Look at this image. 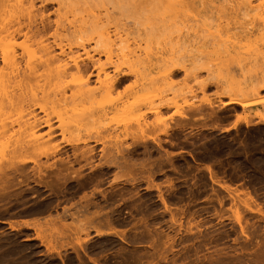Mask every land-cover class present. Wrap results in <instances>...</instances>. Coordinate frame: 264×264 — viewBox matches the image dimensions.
<instances>
[{
  "label": "rangeland",
  "instance_id": "374dc122",
  "mask_svg": "<svg viewBox=\"0 0 264 264\" xmlns=\"http://www.w3.org/2000/svg\"><path fill=\"white\" fill-rule=\"evenodd\" d=\"M34 1L36 2V3H34L36 11L39 10V13L42 12V14L37 13L38 14L37 17L40 18L42 15V17H43V18H41L42 23L46 24V25H48V24L50 25V28L48 29L47 33L45 34L46 36L44 35L45 36L44 42L46 41V45H47V43H48V45H51V46L53 45L52 41H53V38L55 37L56 33L58 35L57 36L58 39L62 40V42L64 44H67V42L70 43V33L66 32L65 30H61V29L56 30V27H55V24H56L55 22L57 20L59 21L60 18H58V17H61V15H63L62 14L63 10L62 11L58 10L60 12L59 13L57 11L58 7H56L55 4H48V3L40 4L41 0H34ZM142 1H144V0H142ZM142 1H141V3H142L141 5H143V7H141V5L139 7V5H138L139 8H142V10L140 9L142 12L138 8V10L140 11L139 14L141 16L139 14L138 15L140 17H136V16L132 15V16H134L135 19L136 18L138 19V20L136 19L137 21L135 20L136 22H138V25L141 24V26L143 25L144 27H145V25H147V27L149 26L147 29H149L152 26L154 28L155 27L159 28V27H162L163 25H165L166 22L170 21L171 24L178 25V27L175 26L178 28V29L176 28L177 29L176 34H175V30L173 31L171 29L170 31H172V34L170 33L169 34L170 36L169 35L168 36L162 35L163 38H160L161 37V35H160V37H159L160 39H158V37H157L158 34L156 35L153 31V34H155L157 39H158L156 42V40H155L156 38H154L155 35L153 37L150 34L151 32L149 31L150 29L153 30V28H150L148 30L150 35L148 33H147L148 35H146L147 30H144L146 28H142V27L140 28V26H138L135 21L132 22V20H133V18L131 19L132 16L129 15L130 19H128L129 17L127 18L128 15L125 11L126 9L123 8L127 16L124 15L122 17H119L120 15L125 14V13L120 14L122 10L117 11L118 9H120L122 7V4L120 6L118 4H112V5L110 4V6H112V7H110L109 5L106 6V4L100 3L98 10H97V8L95 9V7H94L95 11H94V9H92L91 13H93V14L95 13L94 16H96V13L98 12L99 14L97 13V17H98V15H100L99 18H101V19H102V17L104 19V16H105V19L109 18V17L106 18V13H104L105 14L104 15L103 12H109V13H107L108 14L107 16H111V15L113 17L115 16V18L110 17L111 18L110 20H112V21H110L111 25H110V23H108L109 25L103 24V25H105V26H103V28L105 27L104 29H106V26H108L107 29H109V26H110L111 30L109 29V31L112 34V32L115 31V28H113V27H116V26L121 27V28L124 27L125 29H127V32H129V34H130V36L128 38L130 40V41H128L129 49H131L133 47L131 50H133V49L135 50L136 47H140V49L142 51L147 50V53L152 52L151 55L149 53V56H151V58H156L157 56H154V55L159 56L160 53H163V52L164 53L161 56L164 55V57L165 56L167 57L168 55H165V53L170 49V47H171V49L175 50V47L177 49V47L179 45L178 42L181 43L180 47L183 49L182 50L183 55H182V53L177 55L179 53L178 52L176 54L177 57H176V55L173 57L175 60L172 58V56H170V57L168 56L170 58V61H172V65H174V62H173V60H174V61H176L177 65H179V66H177V69L180 68L181 66H184L189 71L188 76L191 73V76H189V77H192V78L195 77L196 82H198V80H199V82L200 81L205 82V80H208V78H210L212 81L210 79H209V81H210L209 83H207V81H206L205 83L207 84V86H205L204 90L200 91L198 89V86L196 84H194V82H195V81H193L194 79L192 80V78H191V80H192L191 83H188V85L190 84L189 86L191 87V90H190V88L186 87L184 84L185 88H188V90L187 89L185 90V88L183 89V84L181 85V83H183L184 81L186 83L190 82V79L183 80L184 74L182 73V71H179L178 73H176V76H174V79H172V80H173V82H175V83H173V85L174 84H176V85L180 84L182 87L178 86L180 88H178V87L176 88L175 87L176 85H174L173 89L174 88H176V90L180 89V90H178V92L179 91L184 92V90L190 91V92L192 90L193 91L190 94L187 92L188 93L187 95L185 92V95L187 97L184 95L183 92L179 93L181 95L183 94L184 97L180 95L177 97V99H175L176 106L171 105L172 107L171 108L168 107L169 109H167V107H164L163 108L164 110L163 109L160 110L161 109L160 107H163V105L161 103H159L162 100L161 98L165 97L166 99H170L167 97L173 96V94L170 93L171 90L169 92V89L166 86L165 87L163 86L164 87L163 89L167 88L168 89L167 91L169 92V94L167 91L165 92V90H163V89L162 90L164 92L160 89H159L160 90L159 92L155 91V93H153V91H150L152 93L149 94L150 96L147 95V98L145 99L146 102L145 101L142 102V104L144 102H145L144 104H146L147 101L149 100V102L146 104V106L138 104L139 105L138 112L131 115L132 116L131 119L136 118L135 119L136 124H138V123L139 124H147V126L144 127L145 130L143 129V131H146L145 132L146 135H143V137H142L143 140H142V138H139L140 142L138 141V139H136V140L134 138L132 139L131 138L132 136L131 137L129 136L128 138H126V142H127L126 144L130 148H128L129 150L124 152L126 154L123 156V157H125L127 155L125 158H126L127 162L130 161L132 166L136 165V167L134 169L136 174H134L133 170H132L133 172L130 171L131 172L130 174H129V171H126L123 173L124 170H120L116 166H110V169L105 167V165L103 164L104 159L102 156H104V153L107 154V152L105 151L103 154L101 152H103L102 151L103 148H106L105 146H107L109 148V149L106 148V150L111 152L110 151L111 146H109V144H107V143L112 142V140L108 139L109 140L108 141L107 139L104 140L105 138H103V139H100V140H102V141H100L101 143L100 142L95 143L92 140L89 141L90 148L93 147V149L95 151V158H94L95 162L93 161V164L95 166L94 165L93 166L97 167L96 169H93V170L90 169L89 170V168L85 167L82 169L80 168V170H79V167L82 166V164L80 166L75 165L73 167V169L76 168V169H74V171L78 169V171L82 174L81 175L82 180H84V181L78 180L77 181L78 184L76 183V181H69L64 185V188H62V190L58 191L59 194H56V195L54 194L55 192L52 194H51V192H49L50 193L49 194L48 190L44 191L41 189V190H39V193H37L38 195L36 194L35 196H31L32 187L36 188L34 186V184L31 182L27 183L26 185H24V184L19 185V188L16 186H15L16 188L13 187L12 190H14V191L10 190L11 194H9V192H10L9 190H8L9 192L6 191L8 196L14 195V197H11V199H9V200H5V202L3 200L0 201V264H16V263L17 264H22V263L23 264H31L30 261H32V260L39 262V263L43 262L45 264H71V263L76 264V258L75 257H76V255L78 256V254H79V257H81V258L83 257L82 259L85 261L86 264H118V262H119V264H264V177H259L260 174L252 173L250 171L251 169H253L254 165L258 166V163L256 162L255 164H253L251 162H246V164H247L246 165L245 162H241L246 167V170L241 172V173L238 172V170H237V169H239L238 163L236 165V162H234L235 161L234 158L232 156L227 157L225 155L226 152H224V149H225L224 139L226 138L225 137L226 134H222V133L220 134V132L209 131L208 128H207V130L206 129H204V130L200 129V126L205 125V124L209 125L212 123V122H210L211 120L208 121V119H206L207 117H205L206 123H203L205 121H202V119H199V117H196L197 120L196 119L193 120L194 122L193 121L188 122L189 126H188V124H186V126L184 128H181V129H178L175 131L172 130V133L169 130L168 134L169 135L171 134L170 136L169 135L167 136L164 134V132H165V129H164L165 126L164 125H166L165 128H168V125H167L168 122H169L168 123L169 126H173L174 123H180L181 122V119L179 118V114H178V112H180V111H178V110L184 107L185 101H186L185 103H188V101H192V99H190V98H195L197 100L196 102L204 101V102L212 103L214 105H216V104L217 105H225L226 103H228L229 95L225 94L222 91L221 86H218L219 85L218 80H220L221 75H222V77H223V74L226 76V73H224V72H226V71H227V73L229 72L230 75L233 76L234 78L236 77V79L237 78L242 79V76L245 74V76H243V77L251 78V80H253L251 77V76H253V74L246 73L248 68L245 66H242V69H240L241 67L238 68L239 66L237 65V63L235 65H233V64L229 65L226 69L222 68L224 70H222L221 67L219 69L218 68L220 66V65L218 66L219 61L217 58L214 59V57H216V55L215 56L210 55V58H212L211 59L212 61H210V58L207 59V57H209V56H206V59L203 58L202 59L203 61H201L199 64L197 63V66L199 65L198 67L193 66V68H192V65H194V64H189V63H187L186 58L181 59L180 57H182V56L185 57V54H184L185 51L184 50L187 48V46L184 44L183 41L187 40V38H189V35H190V37H192L193 35L195 36L197 34V36H195V37H197L198 39L197 38L195 39L193 37L189 39L192 42H196L198 44H199V42H201L202 44H204V42H205V44H207L209 36L211 39H213L212 38L213 34H211L210 32H216V30L218 32L219 31L218 28H221L222 26L224 28L222 27V30L220 29V32L222 31L221 35L226 33V32L228 33V35L229 34L232 35L233 33L238 34V33H241V31L247 32L248 30H249V33H250V31L252 33V31L254 32L256 30H257L256 32L258 33L261 29L260 27H262V26H260L261 22L258 24L259 18H258V16L257 17L255 16L256 12L254 13V11H253L254 8L250 9L253 5L255 6L256 3L253 2L254 0H250V1L247 0V3H244V1H242V0L239 2H235L234 5H237V4H240V2H243L242 5L245 6V4H248L249 2L252 1L251 2V3H253L252 6L249 7L248 5H246V7L248 6L247 7L248 9L246 10V8L244 6L243 7L245 9L241 6H239V8H238V6L237 7L235 6V8L234 7L232 8V6H234V5H232L233 3L230 4L231 7L224 2H222L223 4H221V2L216 4L218 2V1L216 2V0H215V3H214V0H211V1L205 0V2L201 1V3L199 5H198L199 0H194V1L193 0H189V1L188 0H186V1L180 0L181 3L178 0L177 6H178V4L182 5V2H184L185 4L183 3V6H178V7L174 6L175 9L172 8V11H173L172 12L170 9L171 6L169 7L163 1V3H162L163 5H159V3H158L159 6L157 7V9L158 10L160 9L159 11L161 12V13H159V11H157V13H159V15H158V14H156V12H154L156 8L155 9L152 8V7L157 6L156 2H154V6H153V3H151V2H153V0H149V1L145 0L146 2H148V4H147L144 1L146 3V6L147 7L151 6V7L147 8L143 4ZM206 1H208V3L211 2L212 3V4H210L211 6L208 5V3ZM227 1H232V0H227ZM150 3H151V5H150ZM165 4H166L167 8H166ZM186 4H189V5L194 4L195 7H193V5L188 7ZM202 4H204V5L202 6ZM213 4H215V6L217 5V7L215 8V6ZM225 4L227 6L226 7L227 9L225 8ZM102 5H104L103 8L107 7V8H105L107 11H104L103 8H102L103 10L100 9L102 7ZM184 5L186 6L187 9L185 8ZM218 5H221V7H222L221 10L224 7L225 11L222 10L221 11L222 13L219 12L220 6H218ZM222 5H224V6H222ZM94 6H96V5H94ZM117 6H119L120 8ZM180 7H181L182 12L184 11L183 12L184 14L180 11V9H178ZM190 7L193 9H191ZM144 8L146 10H144ZM165 8L167 10H165ZM188 8H189V11H188L189 13H187L185 11V9L188 10ZM217 8H219L218 11H217ZM79 9H81V8L78 7L77 10H79ZM99 9H100V11H99ZM163 9H164V11H163ZM173 9L179 10V11H176L175 14H170V11L172 13H174ZM190 9H191V11H190ZM240 9H241V11H240ZM242 9H244V10H242ZM83 10H85V9H83ZM83 10H81V11H83ZM143 10L145 12V15H144ZM227 10L229 12H227ZM236 10H237V12H235ZM250 10L253 11L254 14H252ZM81 11H80V15L82 14ZM88 11H90V10L88 9ZM88 11H87V14L85 13V15H84V12H85L84 11L83 15H81L82 17L79 15V17H80L79 19L87 18V16L89 17L90 13L88 14ZM92 11H94V12H92ZM150 11L153 12V16H152V13ZM230 11H233V12H230ZM64 12H65V10H64ZM74 12H76V11H74L72 9V14ZM137 12L138 11L136 10V13ZM67 13H69V12H67ZM76 13H75V18L77 20L78 19V11ZM110 13H112V14H110ZM141 13H143V15ZM69 14L67 16L68 19L66 21H68V20L71 21V17L74 15L73 14L71 16V11ZM154 14H156V15H154ZM165 14H167L168 18L166 17ZM64 15H65V13H64ZM117 15H119V16H117ZM147 15L148 16L151 15V19L149 18L150 21L147 20V18H148ZM173 15H175V16H173ZM154 16H155V18H154ZM156 16H158V17L161 16V18H158ZM169 16L172 18V21L169 18ZM174 17H175V19L177 17L176 21H175V19L173 20ZM189 17H191V19ZM253 17H255V18L253 19ZM38 18H37V23L35 24V25H37V27L42 26L41 24H39V23H41V20ZM142 18H145L146 20L143 19L144 20L143 21ZM179 18H181V19H179ZM65 19L66 18L64 17V20L63 19L62 20L65 21ZM154 19H157V21ZM162 19L165 20V24L163 23ZM151 20L153 23L156 22L154 24L155 26L151 25V24H153V23H151ZM113 21H115L116 23H114ZM142 21H143V23H142ZM158 21H159V23L157 24ZM112 22H113V24H112ZM119 22H120V25H119ZM207 22H208V27H206ZM149 23H151V24H149ZM191 23L194 27L191 25ZM160 24H162V25L160 26ZM210 24H212V25H210ZM62 25L67 26L69 24H67V22H66ZM158 25H159V27H158ZM190 25H191V27H193V29L190 28L189 32H193L195 30V31H197V33L195 31L193 33H188ZM211 26H214V27L211 28ZM117 27H116V29H118ZM184 27H186V28H184ZM203 27L205 29L207 28L209 33L207 30H204ZM215 27H216V30H215ZM64 28L66 29L67 27H64ZM173 28H174V26H173ZM210 28L212 31L209 30ZM134 29L135 30L137 29V30L135 31ZM225 29H226V31H225ZM258 29H259V31H258ZM178 30H180V31L178 32ZM227 30H229V31H227ZM186 31H187V33H186ZM159 32H160V30H159ZM229 32H233V33H229ZM256 32H254V34ZM142 33H143V35H142ZM159 34H161V32ZM206 34H207V36H206ZM214 34L216 35L217 33H214ZM218 35L219 34H217L216 36H218ZM226 35L225 34L222 35L221 38H223V36L226 37ZM145 36L146 37L151 36L150 38H152V39H150L149 37L148 38L150 40L148 38L145 39ZM166 36H167V38H164ZM206 37H207V39H205ZM254 37L256 38L257 35H254ZM112 38L114 40V37H112ZM153 38H154V40H153ZM143 39H144V41H143ZM211 39H209V41ZM252 39H254V38H252ZM145 40H146L147 44L145 43ZM160 40H161V42H160ZM22 41H23L22 38H21V40L19 39L17 44L22 43ZM133 41H134V43H133ZM153 41L155 43H157L158 46H156V44ZM135 42L136 43L138 42V43L136 44ZM167 42L170 45L173 44L174 47L172 48L173 45L168 46ZM170 42H172V43H170ZM258 42H262V41L259 40ZM263 42H264V40H263ZM159 43L160 44L162 43V45H160ZM164 43L165 44L167 43L166 46ZM163 44L165 47H163ZM258 44L260 45L261 43H258ZM258 44H257V47L259 49L261 48L260 50H262V47H260L261 45L258 46ZM147 45H149V46L147 47ZM93 46H94L93 43L87 44L86 50L87 51L89 50V53H91L93 55V56L92 55L91 56L94 59L95 58L97 60L99 59L100 64L101 63L107 64V61L105 62V59H104L106 57L103 54H100V56H99V54H97L98 51H97V53L95 51L92 53V51L94 50V48H92ZM152 46H153V48H151ZM207 46H209V45L207 44ZM262 46L264 47L263 44H262ZM146 47H147V49H144ZM157 47L159 48V50L157 49ZM72 48H73V52L75 51V53H77L76 55H78V54L82 55V52L80 51L81 49L76 50L74 47H72ZM148 48L149 49L151 48V50H153V51H151V50L148 51ZM161 48H162V50H161ZM246 48L247 47L244 46L243 52H245L247 50ZM115 49L117 50L118 48H115ZM136 50H137V48H136ZM260 50H258V51H260ZM53 51H54L53 54L54 53H55V55L58 54V50L55 49ZM170 51H168V52H170ZM248 51L252 52L253 49H250V47H249ZM258 51L256 49V51L254 53L258 54ZM263 51H264V49H263ZM243 52H242V54H243ZM251 52H249V53H251ZM254 53L252 54V56L250 58L251 62L254 60V59H252V58H254L253 57ZM115 54L117 55V53L113 54V61L114 62H116V60H117V59H115L116 57H114ZM152 55H153V57H152ZM242 56H244V54ZM242 56H240V57H242ZM151 58H150V61L152 60ZM171 58H172V60H171ZM246 58H247V56L243 57L242 59L244 60ZM204 59H205V62H204ZM243 60H241V58H240V61L242 63L245 61V60L244 61ZM148 61H149V59H148ZM152 61H156V59L152 60ZM121 62L117 61V63H118L117 66L120 65ZM213 62H215V63H213ZM247 62H248V59L246 60V63ZM151 63L152 62H150L148 65L150 66ZM246 63H243V64H246ZM169 64H170V62H168V66H166V68L170 67L171 64L170 65ZM258 64H259V62H258ZM121 65H122V67L119 66L120 67L119 69H121L122 72H125V74H127L130 78L129 81L127 83H125V85L123 86L126 88L123 89V87H122L121 89L123 91L125 90V92H126V90L130 91L131 88L133 87L132 90L137 91L139 88H141V87H139V86H141V84H142V86L144 85L143 84L144 83L143 77L142 78L140 77L142 75L138 76L139 77L138 79L143 81L139 84L140 81L139 80L137 81V78H136V80H134L135 79L133 77L134 75L131 74L135 69H133L131 71V69H128V68H130V66L126 65L124 67L125 63H123ZM107 68H110L109 72H111L112 67L109 66ZM139 68H141V67L136 68V70L134 72L136 73V71H137V73H138ZM261 68H262V70L264 69L263 66L260 67V69ZM150 69H152V73H154L153 72L154 67L153 68L150 67ZM128 70H130V71H128ZM141 70L142 71L144 70L143 72H145V68L144 69L141 68ZM240 70L243 73L242 76H241L242 73L240 72ZM262 70L256 69L255 74L260 75ZM154 71H155V73L152 74L153 77L158 72L161 73V71L156 72V68L154 69ZM257 71H260V73ZM90 72H92L93 75H95L94 69L91 68ZM145 73H142V74H145ZM138 74H140V73H138ZM209 75H210V77H209ZM217 75H219L220 77L219 76L217 77ZM185 78H187V77H185ZM67 79H69V78H67ZM67 79L65 82H68L69 84L72 85L71 81H69ZM213 79H214V81H213ZM241 79H239V80H241ZM132 80L135 83H133ZM186 80H189V81H186ZM223 80L224 79L221 78V81H223ZM246 80H249V79H246ZM260 80H259V82H261ZM262 80H263V82L261 84L263 85L264 79H262ZM91 81H95L94 77L91 79ZM136 82H138L137 83L138 85L136 84ZM257 84H258V82L256 83V85ZM261 84H258V85H261ZM131 85H135V86H131ZM137 86H138V88H137ZM121 89L119 90L120 93H121ZM128 89H130V90H128ZM65 90H66V92H69V91H67L68 89H65ZM139 90H143V87H142V89H139ZM176 90H174V91L176 93H178ZM174 91H173V93H174ZM261 91H262V89H261ZM225 92H227V91H225ZM125 94H128V93H125ZM129 94H130V92H129ZM191 94H193V95H191ZM261 94L263 95V92H261ZM177 95H175V97ZM125 96H129V95H125ZM138 96H136L137 99H139V98L142 99V97H144L145 95L140 96V94H138ZM189 96H191V97H189ZM185 97H186V99H184ZM173 98H174V96H173ZM173 98L171 97V99H173ZM256 99L251 98V100H249V102H250L249 104L257 103ZM38 102L40 103L41 101H38ZM39 103L36 102L35 103L36 106L34 107V110L37 112V113L36 112L35 113L38 116H40V115L43 116L38 111V107L44 106V108L46 110H49V109L51 110V108H52V107L51 108L49 107L50 105H48V103H46V104L40 103V105H39ZM175 103H173V104H175ZM37 104L39 106H37ZM156 104H157V106H158V104H160V107L158 106V108H157ZM201 104L204 105L203 102ZM47 108H49V109H47ZM153 108L155 109V111L158 109L159 111L162 112V113L159 112L161 117H160V115H156V112H158V110L156 112H154ZM203 108L206 110V107L203 106ZM148 109H150V111ZM52 110H53V108H52ZM52 110L50 113H53ZM237 110H239V109H237ZM139 113H141V115ZM10 114L8 115V117H7V115H5L3 117V119L4 118L5 119L10 118L11 122H12L13 121L12 118L16 119L18 117V116H16L17 111L14 113L15 116L13 113L11 115ZM18 114H19V112H18ZM55 114H56V112H55ZM55 114H53V115H55ZM136 114H139V115H136ZM219 114H221L222 118L220 117V115H219V117L221 119H224V120H222L223 123H225L224 121L232 122L233 121L232 119H235L234 117L231 116L230 117L231 120H230V118L226 120L224 118L225 116L223 114V111H219ZM237 114L238 115L241 114V110H239L237 112ZM119 116L120 115H117V117H119ZM240 116H242V115H240ZM117 117L113 116V118H111V119H113V122L109 120L111 122V124L110 123L107 124V126H108L107 128L110 129L112 127L110 129L112 132L111 133L112 136L113 135H119V133L121 131H124V130L126 131L127 129H129V130H127L126 132L130 133V132H132V129L134 130V128L136 127V125H134L135 122H133L134 119L133 120L129 119L126 121L123 120V123H122V121L120 119V117H122V116H120L119 119H117ZM125 118H127V117L125 116L124 119ZM153 118L155 121L156 120H158V121L155 122L153 120ZM158 118H161V119H158ZM3 119L1 121H3V125H5L6 121H5V119L4 120ZM10 119H7V120L9 121ZM159 121L161 123L160 125H159ZM198 121H201V122H198ZM8 123L11 124L10 121ZM8 123H6V125H5L6 126L5 129L7 128L6 131L8 129L9 130L11 129V127H9V128L7 127ZM156 123H158V125H156ZM201 123H203V124L201 125ZM241 124H240L239 128L242 127ZM55 125L57 127V124L54 123V126ZM190 125L192 126V128ZM0 126L3 127L2 124ZM198 129H200V130H198ZM242 129L243 128L240 129L242 132L240 130H239L240 132L238 131L237 133L233 131L232 132L233 134L230 136H235L236 134H237V136H240V137L243 136L244 131ZM180 130H183V131H180ZM1 131H3V130H1ZM56 132L59 133L57 130H56ZM95 133L97 134L96 129L90 130V132H87L88 135L90 134L89 136L92 135L93 137L95 136L94 135ZM238 133H240L241 135ZM6 135H8L7 132H6ZM6 135H5L6 138L4 139V137H3V140L7 143V140H9V137H11V136H9L7 138ZM9 135H11V134H9ZM86 135H84V137H82V139H85ZM144 136H146L147 138L144 139ZM0 138H2V136ZM13 138H11L12 140L10 139L8 141V143H10V141L13 142V140H15V138L14 139ZM61 139H63V138L60 137L59 134H57L55 136V142L54 143L60 142L63 144V142L60 141ZM220 139H222V142H223V147H221V148H222V154L224 156L222 154L219 155V153H215V151H213V150L211 151V149L210 148L208 149V147L204 148V146H203L204 144H213L212 141L216 142L217 140H220ZM103 140H104V142L106 141L107 143L105 142V144H104ZM133 140L136 141V144L132 143V142H134ZM169 140H172L173 142H175L176 147L168 146ZM177 141L180 144L176 143ZM2 142H1V144H3V145L6 144L5 142H3V143ZM102 142L105 145L104 147L102 145ZM208 142H210V143H208ZM8 143L6 144L5 148H2L3 146H0V170L1 171H2V169H5L4 168L5 164L8 165L9 164L8 162L11 163V161H10L11 160L10 159V157H11L10 156V150H11L12 144L11 143L8 144ZM157 143L159 145H161L162 149L158 147ZM192 145H194V146H192ZM62 146L64 147V151L62 150V152L67 154L68 156H71L72 155V149H70L69 147H67L65 145H62ZM112 149L111 150L114 153V148H112ZM204 149H205V151H204ZM129 151L131 154L129 153ZM164 151L165 152L169 151V154L171 153L170 156L166 157L164 154L165 153ZM65 154H63V157H66ZM261 155L264 157V153ZM1 156H2V158H1ZM25 158H22L21 160H24ZM101 158L103 161L101 160ZM168 158H169V160H168ZM146 159H148V160H146ZM171 160H173V161H171ZM145 161H147V166H149V167L152 166L150 169V172L152 174L151 175L152 179L148 178V180H147L148 172H147V174H145L146 172L144 173L143 172L144 170H141V168H140V170L142 171V172H140L138 169L139 166L145 165ZM42 162H44L43 159H42ZM138 163H139V166H138ZM150 164H152V165H150ZM83 165H84V163H83ZM5 167H7V166H5ZM29 167H31V165ZM98 167L100 170L98 169ZM149 167H146V168H149ZM263 167H264V160H263ZM207 168H209L210 170H213L212 172L216 176V178L213 180H215L214 182H216V183H214L213 181H210V178H208L209 176L207 174L208 173ZM136 169H138L137 170L138 172L136 171ZM164 169H166V170L164 171ZM188 169H189V171H188ZM119 170L122 171V173L124 174L123 175L124 177H121L122 174ZM176 170H178V171H176ZM117 173H119L118 174L119 176L121 174V176H120L121 178H119V176H117ZM125 173H127V175ZM138 173H139V175H138ZM133 174H134V176H132ZM153 175L155 177H153ZM115 176L118 177L119 179L117 178V180H116ZM250 176H251V178H250ZM144 177H146V178H144ZM112 178H115L116 181ZM178 178H179V181H178ZM86 179H88V181ZM143 179H145V180H143ZM250 179H252V180H250ZM111 180H114V181H111ZM134 180H136V181H134ZM163 180H165V181H163ZM85 181L87 182V184H85L86 183ZM81 182L82 183L84 182L83 183V184H85L84 187L82 186ZM97 183H99V184H97ZM169 183H171V187H170ZM223 184H225V186L228 185L227 186L228 187L227 192H224L221 188L218 187V186H222ZM251 185H255L257 187H255V186L253 187ZM169 187H170L171 191H169ZM172 187H173V191H172ZM165 190H167V192L168 191L169 192L167 193ZM238 190H240V191H238ZM94 191H95V193H94ZM19 192L21 193L20 196L17 195V194H19ZM229 192H233L234 194L229 193ZM243 192L244 193L247 192L248 194L250 193L249 194V196H250L249 201L247 200V198L249 199V196H247L248 194L246 193V196H247L246 197ZM4 193H3V195H4ZM15 193H16V195H15ZM92 193H94V194L92 195ZM190 193H192V194H190ZM238 193L241 195H239ZM251 194H252V196H251ZM3 195L1 194V199H2ZM118 195H120V196H118ZM159 195H161L162 197L164 196V199L165 200L167 199V200L166 201H159L160 200ZM243 195L245 198L243 197ZM15 196H17V197L19 196V197L18 198L16 197L17 199L15 200ZM78 196H80V197H78ZM86 196H88V199L90 198L89 200H91V201H85V199L87 200ZM32 197L35 199H33ZM82 197L83 198L86 197V198L83 199ZM237 197H239V198H237ZM251 197L253 200L251 199ZM236 199H237V201H236ZM47 200L52 201L51 202L52 205L54 204V206L51 208L50 213H48V212L47 213H38V214H44V215H38L37 213L33 214V215L31 214V211H35L36 207H38V205H40L39 203L41 201L43 203L44 201H47ZM255 200H257V201H255ZM17 201H19V202H17ZM21 201H23V202H21ZM38 201H40V202H38ZM10 202H12V203H10ZM10 204H12V205H10ZM33 204L36 205L35 208L33 207L34 206ZM87 204H90V205L92 204V205L88 207V210H84L83 209L84 205L86 206ZM9 206H11V207L9 208ZM21 207L24 211L23 210L21 211ZM6 209H7V211H6ZM92 210H93V212H99L100 214H102L99 217L100 218L102 217L103 220H104V218L108 219L111 222V223L109 222L110 223L109 226H111V227L109 228L108 226H105V227L103 226L102 228L100 227L98 230H96V229L94 230L92 228H87L88 231L86 230L85 233L79 232V233L75 234L76 231H80L79 229H76V228H78V227L80 229L85 228V226L83 224H81L83 227L79 226V223H77V221H76V220H78L77 218H79L81 221V219H83V217H84L82 215L83 214L86 215V213L90 214V212ZM103 212H105V213H103ZM77 213L80 215H78ZM46 214H48V215H46ZM58 214H59V217H58ZM70 214L72 215V217L70 216ZM45 215H46V217H45ZM73 215H75V216L73 217ZM77 215L79 217H77L75 220V217ZM37 217H38V219H36ZM34 218L37 221L40 219L39 220L40 223L42 221L41 219H43L44 222H42V223H43V225L45 224L44 225L45 228H43L44 226L42 225V223L41 224L39 223V225H40V228L42 225L43 226L42 228L44 230L40 229V228H32L34 230L36 229V231L31 230V226H30L31 223L30 222L32 219L35 220ZM56 219H58V220L60 219V222L57 220L58 224H54V222H56V221H53V220H56ZM45 220H46V222H45ZM26 221L28 223H30V225L27 224L28 226H30V227H28L29 229H27L26 225H23ZM21 224H22V226H21ZM47 224H48V226H47ZM50 224H54V229H52V231L56 230L55 233L56 234L59 233V237L61 236L60 234L63 233L62 235H64V232H65V235H64L65 237L61 236V238L62 237L63 238L62 239L59 238V239H61V241L58 238H56L57 235L55 233L51 232V227L53 228V226H51ZM17 225H18V227H17ZM60 225H61V227H60ZM63 225H65V226H63ZM56 226L59 227V228H57V229H59V231L56 229ZM112 227H113L114 231H112L113 230V229H111ZM61 229H62V231H61ZM38 230H39V232H38ZM42 231H44V232H42ZM69 231H71V232H69ZM95 231L96 232L102 231V233L106 231L107 235L104 236L103 234H105V233H103V234L101 233V235L99 237H97L98 235ZM108 231H111V232L108 233ZM35 232H36V234H35ZM37 233H38L39 237L37 236ZM95 233H96V235H95ZM44 234L47 235L48 238L50 237L51 234H53V235H51L52 236L51 238L52 239L54 238V242L52 240H50V241L53 242L54 244L56 242H57L56 244H58L59 242L65 243V244L62 245L63 247L61 246V244L60 245L58 244L59 246H61L59 249H58V246L56 245L57 249H54V250L51 249V251H53L52 252L53 254H51V251L49 252V250L47 248H45V245H44L45 242L49 243L50 242L49 239H51V238L48 239ZM42 235H44V236H42ZM44 237L47 241H45ZM75 237L77 240L75 239ZM55 238L57 241H55ZM41 239H43L42 241H45V242L43 243L41 241ZM69 240H70V242H69ZM72 240H73V242H72ZM41 243H43V244H41ZM81 244H82V246H81ZM74 247H75V249H74ZM92 248H94V249L92 250ZM46 250H48V251H46ZM75 250H77L78 254L75 253ZM31 251H32V253H31ZM90 251L91 252L93 251V253H91ZM51 255H54L55 257L51 256ZM49 257H51V258H49ZM49 259H51V260H49ZM85 259H87V260H85ZM89 259L91 261H89ZM94 259H95V261L97 260V262H92V260H94ZM86 261H88V262H86Z\"/></svg>",
  "mask_w": 264,
  "mask_h": 264
},
{
  "label": "bare ground",
  "instance_id": "6f19581e",
  "mask_svg": "<svg viewBox=\"0 0 264 264\" xmlns=\"http://www.w3.org/2000/svg\"><path fill=\"white\" fill-rule=\"evenodd\" d=\"M141 1L142 0H41L40 4H42V3L55 4L56 7H58L57 8V11L58 10L59 11H62L63 10V13H62L63 15H61V17H58V18H60L59 21L57 20L55 22L56 23L55 24V27H56V30H60L61 29V30H65L66 32H69L70 33V43L67 42V44H64L62 42V40H59L58 39V37H57L58 35L56 33V35H55V37L53 38V41H52L53 42V45L51 46V45H48V43L46 45V41L44 42V37L46 36L45 34L47 33L48 29L50 28V25L49 24L46 25V24H43L42 23V19H41V18H43L42 15H41V17L39 16L40 18L37 17L38 16L37 13H39V10H37L38 12L36 11L35 4H34L36 2L34 0H0V119L1 118L3 119V117L5 115H7V117H8V115L10 113L11 114L12 113L14 114L16 111H17L16 116H18L16 119L12 118V120H13L12 122H11V119L10 118H6V119L4 118L5 121H6V123H8L9 121L11 123V124L8 123V126H7L8 128L11 127L10 130L8 129L9 131L8 130L6 131L7 128L5 129L6 123H5V125H3V121H1L2 119L0 120L1 121L0 123L3 126V127L0 126V129L3 130V131L0 130L1 131L0 132V137L2 136V138H0V146H3L2 148H5V146L8 143V141L11 138H13V137L15 138V140H13V142L10 141V143L12 144V147H11V150H10V156H11L10 157V159H11L10 161H11V163L8 162L10 165L9 164L8 165L5 164V166H7V167L4 166L5 169H2V171L0 170V201L3 200L5 202V200H9V199H11V197H14V195H12V196L9 195L8 196L7 193H6V191L9 192L10 190L13 189V187L14 188L18 187L19 188V185H23V184L26 185L29 182L33 183L34 186L36 187V188H33L32 187V189H31V196H35L37 193H39V190H41V189L44 190V191H47L48 190V193L51 192V194L55 192L54 194L56 195V194H59L58 191L62 190V188H64V185L67 182H69V181H76V183H77L78 180L81 181L82 180V176H81L82 174L78 171V169L74 171V169H76V168L73 169V167L75 165L80 166L82 164V166L79 167V170H80V168L82 169V168H85V167L89 168V170L90 169L93 170V169H96L97 168V167H94L95 165L93 164V161H94V158H95V151H94L93 147L90 148V146H89V141H91V140L94 141L95 143H99L100 141H102L100 139H103V138H105L104 140H106V139L107 140L108 139L112 140V142H110V143H107L106 141L105 142L107 144H109V146H111V149L114 148V153L112 152L113 149L112 150L110 149V151L112 153L109 152V151H107L106 148H108V147L104 145L105 144L104 140H103L104 144L102 142L103 147L105 146L106 148H103V150H102L103 152H101V153L103 154L105 151L107 152V154L104 153V156L101 155L103 157V159H104L103 164L105 165L106 168H109L110 169V166H116V167H118V169L124 170L123 173L126 172V171H129V174L134 171L136 165H133L132 166V164L130 163V161H128L130 164L127 162V160L125 158L127 155L125 157H123L126 154L124 152L127 151V150H129L128 148H130L126 144L127 143L126 142V138H128L129 136L130 137L132 136L131 137L132 139L133 138L135 140L138 139V141L140 142L139 138H142L143 135H146L145 134L146 131H143V129H144V127L147 126V124H139L138 122H137L138 124H136V122H135V119L136 118L135 119L134 118L131 119V117H132L131 115H133V114H135V113L138 112L139 105H145L146 106V104L149 102V100L147 101L146 104H144L146 102L145 99L147 98V95H149V94L152 93L150 91H153V93H155V91L156 92H159L165 86L169 89V92L171 90L170 93L173 94L174 98H173V96L167 97L166 95L165 96L167 98H170V99H166L165 97H162L161 98L162 100L159 103H161L163 105V107H160V104H158V106L161 108L160 110H162L164 107H167V109H169V108L172 107L171 105H175L176 106L175 99H177V97L181 95L179 93L183 92V91H181V92L179 91L178 92V90H180V89L176 90V88L178 86H181L183 84V89L186 86V87L190 88V90H191V87L189 86L190 84L188 85V83H191V81L193 79H194L193 81H195V79H196L195 77L194 78L189 77V76H191V73L188 76L189 71L184 66H181L180 68L177 69V66H179V65H177L176 61H174L175 59L173 57L178 52L179 53L177 55H179L180 53H182V50L183 49L180 47L181 46V43L178 42L179 45L177 44L178 45L177 49L175 47V50H174V49H171V47H170V49L168 48L169 49L168 51H170V50L171 51L170 52L167 51L165 53V55H168L169 57L172 56V58L174 59L173 60L174 65H172V61H170V58L168 56L167 57L166 56L164 57V55L161 56L164 52L163 53H160L159 56L158 55H154V56H157L156 58H151V56H149V53L151 55L152 52H148L147 53V50L142 51L140 49V47H136L137 50H136V48H135V50L134 49L131 50L133 47L132 48L130 47L131 49H129L128 41H130V40L128 38H129L130 34H129V32H127V29H125L124 27H123L124 29L121 28V27H117V26L116 27L118 29H116V27H113V28H115V31H113L112 34L109 31L110 26H109V29H107L108 26H106V29H104L105 27L103 28V26H105L106 24L110 23V25H111V22L110 21H112V20H110L111 19L110 17H113V16L112 15L111 16H107L108 15L107 13H109V12H103V14L106 13V18L109 17L107 19H105V16H104V19H103V17H102V19L99 18L100 15H98V17H97V13L98 12L96 13V16H94L95 13L94 14L91 13V10L94 9V7H95V9L97 8V10H98L100 3L101 4L104 3V4H106V6L107 5L110 6V4L111 5L112 4H118L120 6L122 4V7H121L122 9L119 6H117V7L120 8L117 11L122 10L123 12L121 11L120 14H123L126 11V13H127L128 16L126 15V13L123 14V15H120V16L117 15V16L122 17V16L126 15L127 18L129 17L128 19H130V16H132V15H134L136 17H140L141 15L139 13L142 10V8H139V7L142 4ZM144 1H142V2L146 6V3L148 4V2L145 1L146 2L145 3ZM163 1L169 7L171 6L170 7L171 11H172V8L175 9L174 6H176V7L183 6V3H184V2H182V5L178 4V6H177V1L178 0H153V2H151V3H153V6H154V2H156L157 6L152 7V8H154V9L156 8L154 12H156V14H158V15L161 12L159 11L160 9L159 10L157 9V7L159 5H163L162 4ZM201 1L202 2L204 1L205 2V0H199L198 1L199 2L198 5L201 3ZM239 1H241V0H232V1L216 0V2H217L216 4H218L220 2H221V4H223L222 2H224V3H226L227 5H229L231 7V5H230L231 3H233L232 5H234L235 2H239ZM242 1H244V3H247V0H242ZM179 2L181 3L180 0H179ZM206 2L208 3V1H206ZM251 2H249L248 4H245V6L242 5L243 2H240V4H237L236 3L237 5L232 6V8L233 7L235 8V6L236 7L238 6V8H239V6H241V7L244 6L246 8V10H247L248 9L247 8L248 6L249 7L252 6L253 3H251ZM253 2L256 3V4L258 3V4L257 5L255 4V6L253 5L254 7L252 6L250 9L254 8L253 11H254V13L256 12V15L255 16L256 17L258 16V18H259L258 24L261 22V25L260 26H262V27H260L261 28L260 31L258 29V31H259L258 33L256 32L257 30L254 31V32H256L255 34H254L253 31H252V33L250 31V33H249V30L247 32L246 31H244V32L241 31V33H238V34L237 33H233V32H229V33H233L232 35L231 34L228 35V33L226 32V33H224L225 35L227 34L226 37L223 36V38H221V36L224 35V34L221 35V32L222 31L220 32V29L222 30V27L223 26L221 28H218V30H219L218 32L219 33L217 32L216 27H215L216 32H210L211 34H213V37L211 36L213 39H211L210 36L208 37L212 41L211 40L209 41V39H208V42L206 41L209 46H207V44H205V42H204V44H202L201 42H199V44H198L196 42H192L191 40H189L192 37L196 39L197 37H195V36H197V34L195 36L193 35L192 37H190V35H189V38H187V40L183 41L184 44L187 46V48L184 50L185 52L183 51L184 54H185V57H183V56L180 57L181 59L186 58L187 59V63L194 64V65H192V68H193V66L198 67L199 65L197 66V63L199 64L201 61H203L202 60L203 58L206 59V56H209V57H207V59H209L210 58V55L211 56L212 55H214V56L216 55V57H214V56L213 57H214V59H216V58L218 59V61H219L218 66L220 65L218 67L219 69H220V67H221V69L222 68L226 69L229 65H231V64L235 65L237 63V65L239 66L238 68L241 67L240 69H242V66H245V67L248 68L247 69V72L246 71L245 72L246 73L253 74V76H251L253 80H251V78L243 77V76H245V74L243 75V73L241 72V70H240V72L242 73L241 76L243 75L242 76V79L241 78H237L236 79V77L234 78L233 76L230 75L229 72L227 73V71L224 72V73H226V76L223 74V77H222V75L220 77L219 76L220 74L217 72L219 74V75H217V77L218 76L220 77V80H218V82H219L218 84L219 85L218 84L217 85L218 86H221L222 91L225 94L229 95V97H228V103H226L225 105H217V104L214 105L212 103L202 101L204 103V105H203V104H201L202 102H199V101L196 102L197 100L195 98H190V99H192V101H188V103H185L186 102L185 101L184 102V107L181 108V109H179V110L177 109L178 111H180V112H178V114H179V118L181 119V122L182 123L181 122L180 123H174L173 126H169V124H168L169 122H168L167 123L168 128H165L166 125H164V124L163 125L165 126L164 127V129H165L164 134L168 136L169 135L168 134V131L169 130L172 133V130L175 131V130L184 128L186 126V124H188V126H189V123L188 122H191V121L195 120L196 117H199V119H202V121H205L203 123H206V119H208V121L211 120L210 122H212V123L209 124V125H206V124L205 125H202L203 123H201L202 126H200V129H203V130L206 129L207 130V128H208L209 131H215V132H220V134L221 133L222 134H226L225 135L226 138L224 137L225 138L224 139V141H225V149H224V152H226L225 155L227 157L228 156H232L234 158V160H235L234 162H236V165L238 163V168H239V169H237L238 172L241 173V172H243V171L246 170V167L241 162H245V164H246V162H251L253 164H255L257 162L258 163V166H256V165H254V167L252 166L253 169H251L250 171L252 173H258V174H260L259 177H264V167H263L264 157L261 155V154L264 153V96H263L264 95V84L263 85L261 84L263 82L262 79H264L263 78L264 77V69L263 70H262V68L260 69V67H262V66L264 67V51H263L264 47L262 46V44L264 45V42H263V40H264V11H263L264 10V0H254ZM151 3H150V5H151ZM158 3H159V5H158ZM214 3H215V0H214ZM166 4H165V6H166ZM210 4H212V3L211 2L208 3V5H210ZM226 4H225V8L227 7ZM94 5H96V6H94ZM138 5H139V7H138ZM186 5L188 7L191 6V5H193V7H195L194 4H191V5L186 4ZM203 5L204 4H202V6ZM213 5L215 6V4H213ZM246 5H248V6L246 7ZM218 6H220V9L217 8V11H218V9L220 10L219 12H221L222 10L225 11L224 10V7L221 10V8H222L221 5H218ZM222 6H224V5H222ZM78 7L81 8V9H79L80 11L83 10V9H85V10L81 11V13H82L81 15H83V12L84 11H85L84 12V15H85V13L87 14V11L89 9L90 10V11H88V14L90 13L89 14V17L87 16V18H81V19H79L80 18L79 17L80 11L77 10ZM103 7H104V5H102V7L100 9H102ZM110 7H112V6H110ZM141 7H143V5H141ZM149 7H151V6H149ZM149 7H147V8H149ZM216 7H217V5L215 6V8ZM105 8H107V7H105ZM105 8H103L104 11H107ZM123 8L126 9V10L124 11ZM138 8H139V10L140 9L141 10L139 11ZM166 8H167V6H166ZM166 8H165V10H167ZM185 8H186V6H185ZM72 9L74 11H76V12L78 11V19L79 20L78 19L76 20V18H75V13L76 12L73 13L74 15L72 14ZM95 9H94V11H95ZM100 9H99V11H100ZM178 9H180V11L182 12L181 7L178 8ZM186 9H185V11L187 13H189L188 12L189 11V8H188V10H186ZM191 9H193V8H191ZM191 9H190V11H191ZM244 9H242V10H244ZM64 10H65V12H64ZM136 10L138 11L137 13H136ZM144 10H146V9L144 8ZM144 10H143V12H144ZM66 11L69 12V13L71 11V16L73 15L74 17L73 16L72 17L74 19L71 17V21H69V20L66 21L68 19L67 16L69 14ZM94 11H92V12H94ZM157 11H159V13H157ZM163 11H164V9H163ZM171 11H170V14H175L176 11H179V10H174V13H172L173 11L172 12ZM240 11H241V9H240ZM253 11H251L252 14H254ZM227 12H229V11L227 10ZM230 12H233V11H230ZM235 12H237V10ZM64 13H65V15H64ZM112 13H110V14H112ZM151 13H152V16H153V12H151ZM39 14H42V12L39 13ZM141 14L143 15V13H141ZM156 14H154V15H156ZM144 15H145V12H144ZM165 15L167 17V14H165ZM134 16L131 17V19L133 18L132 22L137 19V18L135 19ZM149 16H148L147 20L150 21L151 15H149ZM173 16H175V15H173ZM64 17L66 18L65 21H63L64 20ZM156 17H158V16H156ZM177 17H176V19H177ZM37 18L41 20V23H39V24H41L42 26L37 27V25H35L37 23ZM113 18H115V16ZM154 18H155V16H154ZM158 18H161V16H159ZM169 18L172 21V18L170 16H169ZM189 18L191 19V17H189ZM254 18L255 17H253V19ZM143 19L146 20L145 18H142V20ZM174 19H175V17L173 18V20ZM176 19H175V21H176ZM179 19H181V18H179ZM154 20L157 21V19H154ZM162 20H163V23L165 24V20L164 19H162ZM143 21H142V23H143ZM66 22L69 25H67V26L62 25L64 23H66ZM113 22L116 23L115 21H113ZM113 22H112V24H113ZM136 23L138 25V22H136ZM151 23H153L152 20H151ZM151 23H149V24H151ZM155 23H153L151 25H154ZM158 23H159V21L157 22V24ZM103 24H105V25H103ZM162 24H160V26ZM119 25H120V22H119ZM165 25H163L162 27H159V25H158L159 28H156V27L154 28L153 26L150 27V28H153V30L150 29V28H149L150 30L147 29L149 27V26L147 27V25H145V27H144L143 25L141 26V24H139L138 26H140V28L141 27L142 28H146V29H144V30H147V32L145 31L146 32V35L149 34V31L151 32L150 34L153 37H154L155 34L156 35L158 34L157 35L158 39L163 38L162 35H164V36L167 35L168 36L170 33L172 34V31H170L171 29L173 31L175 30V34H176V30L178 29L177 28L178 25L171 24L170 21L169 22H166ZM191 25H192V23H191ZM191 25L189 27V30L187 29L188 30V33H193L195 31L194 30L193 32H189L190 31V28L193 29V27H194L193 25H192L193 27H191ZM206 25H207L206 27H208V22H207ZM210 25H212V24H210ZM63 26L64 27H67V28L65 29ZM173 26H174L175 29L173 28ZM175 26H177V27H175ZM212 27H214V26H211V28ZM184 28H186V27H184ZM211 28L209 29L210 31H212ZM159 30H160L161 34H159L160 33ZM204 30H207L208 31L207 28L206 29L204 28ZM153 31H154L155 34H153ZM179 31L180 30H178V32ZM225 31H226V29H225ZM227 31H229V30H227ZM195 32L197 33V31H195ZM186 33H187V31H186ZM208 33H209V31H208ZM214 33H217L220 36L219 35L216 36L217 34L215 35ZM142 35H143V33H142ZM156 35H155L154 38H156L155 40L157 42L158 39H157ZM160 35H161V37H160ZM254 35H257L258 38L257 37L255 38ZM167 36L164 37V38H167ZM206 36H207V34H206ZM112 37H114V40H113ZM148 37L150 38L151 36H147V37L145 36V39L148 38ZM21 38L23 39L22 43L17 44L18 43V40L19 39L21 40ZM154 38H153V40H154ZM252 38H254V39H252ZM150 39H152V38H150ZM205 39H207V37ZM258 39L260 41H262L263 43L262 42H258L259 41ZM143 41H144V39H143ZM160 42H161V40H160ZM89 43H93L94 44V46L92 47V48H94V50L92 51V53L94 51L97 53V51H98L97 54H99V56H100V54H103L106 57L104 59H105V62L107 61V64L106 63H101L100 64L99 63V59L97 60L95 58L96 59L95 60L92 57L93 55L91 53H89V50L88 51L86 50L87 49L86 48L87 47V44H89ZM133 43H134V41H133ZM145 43H146V40H145ZM170 43H172V42H170ZM258 43H261L260 44L261 46ZM155 44H156V46H158L157 43H155ZM164 44H163V47L166 46V44H165V46H164ZM257 44H258V46L262 47V50H260L261 48L259 49L257 47ZM160 45H162V43ZM169 45L170 44L168 43V46ZM172 45L173 44H171L170 46H172ZM148 46L149 45H147V47ZM244 46L247 47L246 48L247 50L245 49L246 50L245 52H243ZM72 47H74L76 50L77 49H81L80 51L82 52V55L81 54L80 55L79 54L76 55L77 53H75V51L73 52V48ZM147 47L144 48V49H147ZM173 47H174V45L172 46V48ZM249 47H250V49H253V51L254 50L256 51V49H257V51L258 50H260V51H258V54H255L254 53L255 51L254 52L253 51L252 52L251 51H248V48ZM115 48H118V49L116 50ZM151 48H153V46ZM151 48L150 49L148 48V51L151 50ZM55 49L58 50V54H56V55H55V53L53 54V52H54L53 50H55ZM157 49L159 50L158 47H157ZM161 50H162V48H161ZM151 51H153V50H151ZM242 52H243L244 56H242L243 55ZM249 52H251V53H249ZM114 53H117V55L116 54L114 55V57H116L115 59H117L116 62L113 61V54ZM253 53H254V55H253L254 58H252V59H254V60L251 62L250 61V58H251V56H252ZM177 55H176V57H177ZM182 55H183V53H182ZM245 55L247 56V58L244 59L245 60L244 61L242 58L243 57H246ZM240 56H242V57H240ZM152 57H153V55H152ZM239 57L241 58V60L244 61L243 63H246V60L247 59H248V62L246 64H243L240 61V58ZM150 58L152 60H155L156 59V61H152V60L150 61ZM172 58H171V60H172ZM148 59H149V61H148ZM205 59H204V62H205ZM211 59L212 58H210V61H212ZM117 61L118 62H121L122 61L123 63H125L124 67L126 65L130 66V68H128V69H131V71L133 69L136 70V68H138V67H141L143 69L145 68V72L147 74L145 72H143L144 70L142 71L141 68H139V72H138L140 74H138L137 71L135 73L134 72L135 70L133 71L134 73L133 72L131 73L132 75H134L133 76L135 78L134 80H136V78H137V81L138 80L140 81L139 84L144 81V83H143L144 85L142 86V84H141V86H139V87H141L139 89H142V87H143V90H139L138 89L139 91L138 90L137 91H133L132 90L133 87H132L131 88L132 91L130 89H128L130 91H127L126 90V92H125V90L123 91L121 89L125 85V83H127L129 81L130 78H129V76L127 74H125V72H122L121 69H119L120 67H122L121 64H123V63L121 62L120 65L117 66V64H118ZM150 62H152V63L154 62V63L153 64L151 63L150 66H149L148 64ZM168 62H170V64L172 66L169 64L170 67L169 68L168 67L166 68V66H168ZM258 62H259V64H258ZM213 63H215V62H213ZM109 66L112 67L111 68V72H109L110 68H107ZM150 67L151 68L154 67V69L156 68V72L157 71H161V73L158 72L153 77L152 74H154L155 71L153 69V72L154 73H152V69H150ZM91 68L95 70V75H93V73L90 72L91 71ZM224 69H222V70H224ZM256 69L257 70L258 69L259 70H262L261 73H260V71H257V72L260 73V75L255 74V72H256L255 70ZM128 71H130V70H128ZM179 71H182V73L184 74L183 75L184 76V79L183 78L182 79L183 80L190 79V82H187L186 83L184 81L185 83L183 82V83H181V85L180 84L179 85L174 84V85H176L175 86L176 88L173 89V87H174L173 83H175V82H173L172 79H174V76H176V73H178ZM142 73H145V74H142ZM139 75H142L140 77L141 78L143 77V81L140 80V79H138L139 78L138 77ZM93 77H94V80L95 81H91V79ZM185 77H187V78H185ZM209 77H210V75H209ZM67 78H69V79H67ZM191 78H192V80H191ZM221 78L224 79V80L221 81ZM66 79L69 80V81H71L72 85L69 84L68 82H65ZM209 79L210 78H208V80H205V82L207 81V83H209L210 82ZM239 79H241L242 81L239 80ZM246 79H249V80H246ZM259 80L261 82H259ZM186 81H189V80H186ZM213 81H214V79H213ZM198 82H199V80H198ZM198 82L195 81L194 84H196L198 86V89L200 91L201 90H204L205 89V86H207V84L205 82H203V81H202L203 83L201 81L199 83ZM255 82L256 83L258 82V84H261L262 86L261 85H258V84H257L258 85L257 86ZM133 83H135V82L133 81ZM137 83L138 82H136V84ZM184 84H185V86H184ZM131 86H135V85H131ZM125 88L126 87H123V89H125ZM137 88H138V86H137ZM167 88H165L163 90H165V92H166L168 90ZM178 88H180V87H178ZM188 88H185V90L186 89L188 90ZM65 89H68L67 91H69V92H66ZM120 89H121V93L119 91ZM261 89H262V91H261ZM174 90H176L178 93H176ZM185 90L183 92L184 95H185V92H186V95H187L188 93L190 94L193 91L192 90L190 92V91H185ZM173 91H174V93H173ZM225 91H227L228 93L225 92ZM129 92H130V94H129ZM169 92H168V94H169ZM261 92H263V95L261 94ZM125 93H128V94H125ZM124 94L125 95H129V96H125ZM138 94H140V96L141 95H145V96L142 97V99H140V98L137 99L136 96H138ZM174 94L175 95L178 94V95L175 97ZM191 95H193V94H191ZM181 96H183V94ZM171 97L173 99H171ZM186 97L184 99H186ZM189 97H191V96H189ZM251 98H254V99L257 98L256 99L257 103H251V104H249L250 103L249 100H251ZM38 101H41L40 103H45V104L48 103V105H50L49 107L50 108L51 107L53 108V110L51 108V110L53 111V113H50L51 110L49 108H47V109H49L50 111L49 110H46L44 108V106H43V107H38V111L43 116H41V115H40L41 117L38 116L36 114L37 112L34 110V107L36 106L35 103L36 102L39 103ZM143 101H145V102L142 104ZM40 103H39V105H40ZM173 103H175V104H173ZM39 105L37 104V106H39ZM156 106H157V104H156ZM158 106H157V108H158ZM203 106L206 107V110L203 108ZM237 109L241 110V114H239V115L237 114V112L239 111ZM148 110L150 111V109H148ZM153 111L156 112L155 109ZM219 111H223V114L225 116L224 118L226 120L229 119L232 116V117L235 118V119H232V120L233 121L235 120V121L234 122L233 121L232 122H230V121H224L225 123H223L222 120H224V119H221L222 117H221V114H219ZM18 112H19V114H18ZM55 112H56V114H55ZM159 112H161V111L158 110V112H156V115H160ZM53 114H55V115H53ZM139 114L141 115V113H139ZM139 114H136V115H139ZM117 115H120L122 117L123 116L124 117L125 116L127 117V118L124 119V117L122 118V117L119 116L120 119H121V121H122V123H123V120L126 121V120H129V119L130 120H133L134 119L133 122H135L134 125H136V127L134 128V130L132 129V132L127 133L126 131L129 130V129H127L126 131L124 130V131H121L120 133L118 132L119 135H113L112 136V134H111L112 132L110 130L112 127L110 129L107 128L108 127L107 124H109V123L111 124L110 121L113 122V119H111V118H113V116L114 117L115 116L117 117ZM219 115H220L221 118L219 117ZM240 115H242V116H240ZM14 116H15V114H14ZM119 117H117V119H119ZM160 117H161V115H160ZM205 117H207V118L205 119ZM7 119H10V120L8 121ZM158 119H161V118H158ZM153 120H154V118H153ZM230 120H231V118H230ZM157 121L158 120H156L155 122H157ZM198 122H201V121H198ZM54 123L57 124V127H56V125L54 126ZM160 124L161 123L159 121V125ZM240 124H241L242 127L239 128ZM156 125H158V123H156ZM191 128H192V126H191ZM241 128H243L242 130L244 131V133H243L244 135L243 136L240 137V136H237V134L235 136H230V135L233 134L232 133L233 131L237 133ZM94 129H96V132H97V134L95 133L94 135L95 136L97 135V136L96 137L95 136L93 137L92 135L89 136L90 134L88 135L87 132H90V130H94ZM200 129H198V130H200ZM56 130L59 133H57ZM183 130H180V131H183ZM6 132H7L8 135H6ZM9 134H11V135H9ZM57 134H59L60 137L63 138V139L60 140L61 142H63V144L60 143V142L59 143H54L55 142V136ZM238 134H240V133H238ZM5 135L7 136V138L9 136H11V137H9V140L6 139L7 140V143L3 140V137H4V139L6 138ZM84 135H86V137H85V139H82V137H84ZM146 138L147 137L144 136V139H146ZM142 140H143V138H142ZM2 141L5 142L6 144L5 145L1 144ZM178 141L176 143H179ZM10 143H8V144H10ZM132 143L133 144H136V141H134ZM208 143H210V142H208ZM212 143L213 144H204L203 146H204V148L208 147V149L210 148L211 151L213 150V151H215V153H219V155H221L222 154V148L221 147H223L222 139L217 140L216 142L212 141ZM61 144L69 147L70 149H72V155L71 156H68L67 154H65V153L62 152V150L64 151V147ZM157 145H158L159 148H161V145H159L158 143H157ZM168 146H170V147H176V144L172 140H169ZM192 146H194V145H192ZM204 151H205V149H204ZM129 153H130V151H129ZM63 154H65L66 157H63ZM164 154H165L166 157H168V156H170L171 153L169 154V151H168V152H165ZM1 158H2V156H1ZM22 158H25V159L24 160H21ZM42 159L44 160V162H42ZM101 160H102V158H101ZM146 160H148V159H146ZM168 160H169V158H168ZM171 161H173V160H171ZM83 163H84V165H83ZM30 165H31V167H29ZM150 165H152V164H150ZM138 166H139V163H138ZM146 167H149V166H147V161H145V165L139 166L138 169H139L140 172H142L141 170H144L143 172L144 173L146 172L145 174H147V172H148V174H147V180H148V178L149 179L150 178L152 179V177H151L152 174L150 172V169H151L152 166H150L149 168H146ZM140 168H141V170H140ZM98 169H99V167H98ZM138 169H136V171ZM189 169H188V171H189ZM165 170L166 169H164V171ZM176 171H178V170H176ZM207 171H208L207 174L209 176L208 178H210V181H213L214 182L215 180H213V179H215L216 176L212 172L213 170H210L209 168H207ZM120 172L122 174V176H121V174H120V176L121 177H124L123 176L124 174L122 173V171H120ZM127 173H125V174L127 175ZM139 173H138V175H139ZM118 174L119 173H117V176H119ZM134 174H136L135 171H134ZM134 174L132 176H134ZM154 175H153V177H155ZM120 176H119V178H121ZM115 178L117 180L118 177L115 176ZM115 178H112V179L115 180ZM144 178H146V177H144ZM250 178H251V176H250ZM252 179H250V180H252ZM86 180L88 181V179H86ZM114 180H111V181H114ZM143 180H145V179H143ZM82 181H84V180H82ZM134 181H136V180H134ZM163 181H165V180H163ZM178 181H179V178H178ZM83 183L81 182L82 186L84 187V185L87 184V182L85 184H83ZM214 183H216V182H214ZM97 184H99V183H97ZM169 184H170V187H171V183H169ZM227 186H225V184H223L222 186H218V187L221 188L224 192H227L228 191V187ZM251 186L254 187L255 185H251ZM170 187H169V191H171ZM173 187H172V191H173ZM255 187H257V186H255ZM240 190H238V191H240ZM12 191H14V190H12ZM165 191L167 192V190H165ZM3 193H4V195H3ZM94 193H95V191H94ZM94 193H92V195ZM229 193H233V192H229ZM246 193H244L245 196H246ZM1 194L3 195L2 196V199H1ZM9 194H11V191L9 192ZM20 194L21 193L19 192V194H17V195L20 196ZM190 194H192V193H190ZM249 194L247 196H249ZM15 195H16V193H15ZM239 195H241V194H239ZM244 195H243V197H244ZM118 196H120V195H118ZM159 196H158L159 199H160L159 201H166L167 200V199L166 200L164 199V196L163 197L161 195H159ZM251 196H252V194H251ZM16 197L17 196H15V200L18 198V197L17 198ZM78 197H80V196H78ZM86 197H87V200L85 199V201H91V200H89L90 198L88 199V196H86ZM86 197H84V198H86ZM237 198H239V197H237ZM33 199H35V198H33ZM251 199H252V197H251ZM247 200L248 201L250 200V196H249V199L247 198ZM236 201H237V199H236ZM255 201H257V200H255ZM17 202H19V201H17ZM21 202H23V201H21ZM38 202H40V201H38ZM51 202L52 201H48L47 200V201H44L42 203V201H41L39 203L40 205H38V207H36V210L34 209L35 211H31V214L33 215V214H36V213L38 214V213H47V212L50 213L51 212V208L54 206V204L52 205ZM10 203H12V202H10ZM10 205H12V204H10ZM91 205L90 204H87L86 206L84 205V208L83 209L84 210H88V207L91 206ZM35 206L36 205H34L33 207L35 208ZM10 207L11 206H9V208ZM22 207H21V211L23 210ZM6 211H7V209H6ZM92 212H93V210L90 212V214H88V213H86V215L83 214L82 216H84V217H83V219H81V221H80L79 218H77V217H79L78 215H80V214L77 213L78 215L75 217V220L77 218L78 220H76V221H77V223H79V226L81 227L82 226L81 224H83L85 226V228H81V229L79 227L76 228V229H79L80 231H76V232L74 231L75 234L76 233H79V232L85 233L86 230L88 231L87 228H92L94 230L95 229L98 230L100 227L102 228L103 226L104 227L105 226H108L109 228L111 227V226H109V224L111 222L108 219H105L104 218V220H103L102 217L101 218L99 217L102 214H100L99 212H93V213ZM103 213H105V212H103ZM38 215H44V214H38ZM46 215H48V214H46ZM46 215H45V217H46ZM70 216L72 217L71 214H70ZM74 216L75 215H73V217ZM58 217H59V214H58ZM36 219H38V217ZM35 220H33V219L31 220V222H30L31 225L27 221L23 225H26L27 226V229H29L28 227L31 226V230H34L32 228H40V225H39V223H40L39 220L40 219L38 221L37 220L35 221ZM41 220H42L41 223L44 222L43 219H41ZM57 220L58 219L53 220V221H56V222H54V224H58L57 223ZM58 221L60 222V219ZM45 222H46V220H45ZM27 224L30 225V226H28ZM48 224H47V226H48ZM54 224H50L51 226H53V228L50 226L52 233H55V231H56V230L55 231L53 230L54 232L52 231V229H54ZM42 225H43V223H42ZM42 225H41V228L40 229L45 228V226H44L45 224L43 225L44 227ZM21 226H22V224H21ZM63 226H65V225H63ZM17 227H18V225H17ZM60 227H61V225H60ZM57 228H59V227L56 226V229ZM111 229H113V227ZM57 230L59 231V229H57ZM34 231H36V229ZM61 231H62V229H61ZM112 231H114V229ZM38 232H39V230H38ZM42 232H44V231H42ZM69 232H71V231H69ZM109 232H111V231H108V233ZM96 233L98 235L97 237H99L101 235L102 231L101 232H98L97 231ZM96 233H95V235H96ZM103 233H105V234H103ZM103 233L102 234L104 236L107 235L106 234V231L103 232ZM35 234H36V232H35ZM62 234H60V235L61 236H64L65 235V232H64V235H62ZM44 235H42V236H44ZM51 235H53V234H51ZM51 235H50L49 238L52 237ZM56 235H57L56 238H58V239L61 238V236L59 237V233L56 234ZM37 236L39 237L38 233H37ZM45 236L47 237V235H45ZM56 238H55V241H57ZM44 239H45V237H44ZM61 239H59V240L61 241ZM75 239H76V237H75ZM42 240L43 239H41V241ZM50 240H52L54 242V238L53 239L52 238L49 239V241ZM45 241H47V240L45 239ZM45 241H42V242L44 243ZM53 242H51V241L49 243L48 242L47 243L45 242V244H44L45 245V248H47L49 250V252L51 251V249H53V250L54 249H57L56 248V245L58 246V249H59L63 244H65V243H61V242L58 241L59 242L58 244L59 245L61 244V246H59L58 244H56L57 242L55 244ZM69 242H70V240H69ZM72 242H73V240H72ZM43 243H41V244H43ZM81 246H82V244H81ZM74 249H75V247H74ZM93 249L94 248H92V250ZM48 250H46V251H48ZM52 252L53 251H51V254H53ZM31 253H32V251H31ZM75 253L78 254L77 250H75ZM91 253H93V251ZM54 255H51V256H54ZM49 258H51V257H49ZM75 258H76V264L77 263L78 264H86L85 261L82 259L83 257L82 258L79 257V254H78V256L76 255ZM49 260H51V259H49ZM85 260H87V259H85ZM89 261H91V260L89 259ZM86 262H88V261H86ZM92 262H97V260L95 261V259H94V260H92ZM30 263L31 264H45L43 262H41V263L36 262L34 260L30 261ZM118 264H119V262H118Z\"/></svg>",
  "mask_w": 264,
  "mask_h": 264
}]
</instances>
